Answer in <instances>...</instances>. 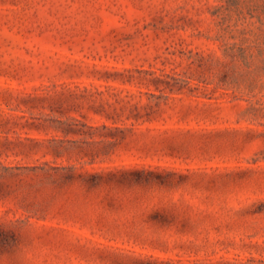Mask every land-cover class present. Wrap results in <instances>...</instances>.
<instances>
[{
  "label": "rangeland",
  "instance_id": "374dc122",
  "mask_svg": "<svg viewBox=\"0 0 264 264\" xmlns=\"http://www.w3.org/2000/svg\"><path fill=\"white\" fill-rule=\"evenodd\" d=\"M264 264V0H0V264Z\"/></svg>",
  "mask_w": 264,
  "mask_h": 264
},
{
  "label": "trees",
  "instance_id": "16d2710c",
  "mask_svg": "<svg viewBox=\"0 0 264 264\" xmlns=\"http://www.w3.org/2000/svg\"><path fill=\"white\" fill-rule=\"evenodd\" d=\"M218 260L213 263V264H245L243 263V259L241 257L239 258H232L230 259L229 257H218Z\"/></svg>",
  "mask_w": 264,
  "mask_h": 264
}]
</instances>
